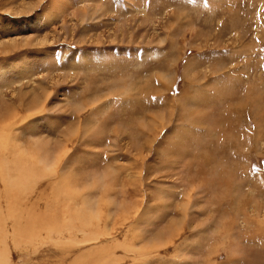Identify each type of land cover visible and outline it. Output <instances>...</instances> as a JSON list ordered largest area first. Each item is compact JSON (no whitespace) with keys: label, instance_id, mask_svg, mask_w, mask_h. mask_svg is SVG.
Segmentation results:
<instances>
[{"label":"rangeland","instance_id":"374dc122","mask_svg":"<svg viewBox=\"0 0 264 264\" xmlns=\"http://www.w3.org/2000/svg\"><path fill=\"white\" fill-rule=\"evenodd\" d=\"M3 134L0 264H264V0H0Z\"/></svg>","mask_w":264,"mask_h":264},{"label":"bare ground","instance_id":"6f19581e","mask_svg":"<svg viewBox=\"0 0 264 264\" xmlns=\"http://www.w3.org/2000/svg\"><path fill=\"white\" fill-rule=\"evenodd\" d=\"M7 134H3V136H0V148H4V149H6V148H10L11 146H9V144L7 143V142H9L10 141V139L9 138H7V137H5ZM11 135V134H10ZM14 137H12V139H13ZM10 143V142H9ZM43 144V143H42ZM15 146V145H14ZM20 146V145H19ZM21 147V146H20ZM17 148H18V145H17ZM23 150V149H22ZM45 150V149H44ZM43 151V150H42ZM3 152V151H2ZM2 152L0 153V155L2 154ZM6 152L7 153H9V151L8 150H6ZM31 152V151H30ZM35 152V151H34ZM49 152V151H48ZM48 152H47V154H48ZM13 153V152H12ZM17 153V152H16ZM24 153V152H23ZM21 154V153H20ZM29 153H28V151H26L24 154H22L23 155V157H26L27 158V156H28V159H29V157L30 156H32V154L30 153L29 155H28ZM37 155H40L41 153L40 152H37L36 153ZM45 154H46V152H45ZM36 155V156H37ZM15 156H17L16 154H15ZM34 156V158L33 157H31V161L29 162L28 161V159H27V161H26V163L25 164H23V162H19V160H21V159H23V158H15V160H16V165H15V163H14V165L16 166V169H19V167L23 164V166H22V168L23 169H25L26 170V168L27 167H30V166H33V167H36V166H38V171H43V169H48V165L46 164L45 165V163H44V165H43V163H42V161H41V157L40 158H38V160H37V158H36V156L35 155H33ZM41 156V155H40ZM35 160V162H32V160L33 159ZM1 159L3 160V158L1 157ZM43 159V158H42ZM24 160V159H23ZM50 164V163H49ZM6 165V164H5ZM51 165V164H50ZM44 166V167H43ZM0 167H1V164H0ZM10 168V167H9ZM13 168V167H12ZM37 168V167H36ZM35 168V169H36ZM22 169V170H23ZM29 169V168H28ZM32 169H34V168H32ZM34 169V170H35ZM8 170V169H7ZM34 170L32 171V172H34ZM10 171V170H9ZM31 171V170H30ZM37 171V172H38ZM31 172V173H32ZM24 173H25V171H24ZM43 173V172H42ZM33 174H35V173H33ZM33 174H31V175H33ZM40 174V173H39ZM38 174V175H39ZM30 175V174H29ZM37 175V176H38ZM10 177V176H9ZM17 177H19V176H17ZM25 177V176H24ZM28 177V176H27ZM31 178V177H30ZM14 179V178H13ZM15 180V179H14ZM19 180V179H18ZM6 182H9L8 180H6ZM11 182V181H10ZM29 182V180L27 179V178H24L23 180H22V182H21V184L22 185H24V190L25 189H27L28 187H26L25 186V184L26 183H28ZM11 185V184H10ZM73 186V185H72ZM17 188V187H16ZM68 190L69 191H72L73 190V187H70V188H68ZM22 193V192H21ZM71 193V192H70ZM23 194V193H22ZM30 194V193H29ZM81 198H83V197H81ZM55 199V198H54ZM83 202H86L87 203V201H83ZM71 204V203H70ZM74 208V207H73ZM64 209V208H63ZM67 210V209H66ZM54 214V213H53ZM56 214V213H55ZM51 215V214H50ZM74 215V214H73ZM61 216H62V219H63V221L64 222H67V221H69V222H71L73 219H78V220H80V223H81V227L83 228V229H85V227H88L89 228V224H90V222H91V219L92 218H94L93 216V214L91 213V210H90V207L89 206H87L86 204H84V203H81V204H79L78 203V207H77V209H76V214H75V216L71 219V215L70 214H68L67 212H65V211H62L61 212ZM89 217V218H88ZM86 218V219H85ZM88 218V219H87ZM60 219V218H59ZM59 221V220H58ZM57 222V221H56ZM68 222V223H69ZM68 223H66V224H68ZM77 223V222H76ZM47 224V223H46ZM69 225V224H68ZM74 225V224H73ZM98 225V224H97ZM46 226V225H45ZM66 226V225H65ZM69 226H67V227H63V229H61L60 228V230L56 227V226H54L53 228H51V229H49L50 230V232L51 233H57L58 235H59V237H61L62 238V234L63 233H68L69 235H72L74 232H73V230H68V231H65V229H69L68 228ZM75 227V226H74ZM78 227H79V225H78ZM92 228L94 227V226H91ZM98 227V226H97ZM97 227H95V228H97ZM1 228V227H0ZM76 228V227H75ZM80 228V227H79ZM54 229V230H53ZM81 229V228H80ZM78 230V229H77ZM79 232H82V234L86 237V234L87 233H85V231H83L82 229L81 230H78ZM79 232H77V233H79ZM89 232V231H88ZM91 232V231H90ZM34 234V233H33ZM75 234H76V232H75ZM81 234V235H82ZM1 235V234H0ZM35 236V235H34ZM90 236H91V234H90ZM92 236H94V234H92ZM16 238H17V236H16ZM91 238V237H90ZM2 239H3V237H2ZM13 240V239H12ZM80 240V239H79ZM91 240H93V238H91ZM90 240V241H91ZM0 241H1V238H0ZM89 241V240H88ZM3 242V241H2ZM17 242V241H16ZM21 242V241H20ZM15 243V242H14ZM8 244V243H7ZM18 244V243H17ZM16 244V245H17ZM9 245V244H8ZM20 245V244H19ZM19 245H17V246H19ZM1 246V245H0ZM7 247V246H6ZM8 248V247H7ZM4 255V254H3ZM3 255L2 254H0V257H3ZM10 253H8V252H6V254H5V256H6V258H10ZM118 260V259H117Z\"/></svg>","mask_w":264,"mask_h":264}]
</instances>
